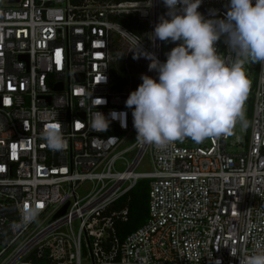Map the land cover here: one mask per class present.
Segmentation results:
<instances>
[{"label":"built area","instance_id":"2783aa9c","mask_svg":"<svg viewBox=\"0 0 264 264\" xmlns=\"http://www.w3.org/2000/svg\"><path fill=\"white\" fill-rule=\"evenodd\" d=\"M229 3L201 0L198 11L223 19ZM166 12L163 0L0 5V264H240L264 252V66L246 65L244 137L186 139L166 150L135 138L124 103L138 86L130 66L123 65V88L111 87L112 35L132 55L142 49L163 62L152 33ZM124 15L135 30L118 20ZM217 48L227 53L222 40ZM136 60L157 78L149 59ZM97 110L126 112L127 126L115 119L107 131H92ZM57 123L66 148L53 152L42 133ZM142 160L149 169H136ZM138 179L147 181L146 216L119 238L114 223L127 207L111 205ZM84 181L89 188L80 193ZM37 204L38 221L22 224L23 210Z\"/></svg>","mask_w":264,"mask_h":264},{"label":"clouds","instance_id":"9594fccd","mask_svg":"<svg viewBox=\"0 0 264 264\" xmlns=\"http://www.w3.org/2000/svg\"><path fill=\"white\" fill-rule=\"evenodd\" d=\"M163 4L168 18L160 17L152 36L176 46L163 62L152 53L131 49L133 59L143 55L150 61L149 71L157 73L156 79L141 74V83L124 102L131 109L136 140L166 150L186 139L200 144L233 137L237 126L246 131L245 104L251 88L246 65L264 66V0H230L223 19L205 18L198 11L201 0H163ZM221 40L226 54L218 51ZM99 100L95 107L104 103ZM126 117V112L110 111L105 116L97 110L90 127L105 132L115 119L126 127ZM42 139L53 152L66 148L60 123L46 128ZM42 208L38 204L26 207L21 223L37 222ZM230 254L237 256L236 248ZM240 264H264V252L253 253Z\"/></svg>","mask_w":264,"mask_h":264},{"label":"trees","instance_id":"16d2710c","mask_svg":"<svg viewBox=\"0 0 264 264\" xmlns=\"http://www.w3.org/2000/svg\"><path fill=\"white\" fill-rule=\"evenodd\" d=\"M118 20L128 28L135 30L133 22L129 15L118 17ZM110 81L113 89H121L127 83L125 69L122 65L112 66L110 70ZM127 195V198H126ZM147 201V181L146 179H138L134 185L122 196L118 197L112 207L118 208L123 205L127 207V217L125 220H116L114 223L116 234L122 238L126 233L139 225L146 216Z\"/></svg>","mask_w":264,"mask_h":264},{"label":"rangeland","instance_id":"374dc122","mask_svg":"<svg viewBox=\"0 0 264 264\" xmlns=\"http://www.w3.org/2000/svg\"><path fill=\"white\" fill-rule=\"evenodd\" d=\"M7 4V0H0V5H6ZM112 39L114 41V54H115V59L113 61V66L114 67H117L119 65H124L125 63L128 65V67L130 66V69L129 72L131 73V75H135L136 78L134 77H130L129 78V82L133 83V84H140L141 83V74H146L145 70H142L140 71V69H138L137 67V60L136 59H133V55L132 53L130 52H127L126 50V46L122 43V42H118L116 41V35H112ZM176 44H171L170 41L169 42H163V41H160V48H161V59L162 61H165L166 60V54L168 51L171 50V48L175 47ZM125 55H126V59H125ZM139 71V72H138ZM251 72L248 73V78L250 79L251 77ZM127 78V77H126ZM236 134L239 136V137H244V134L240 131V128L239 126H237V129H236ZM234 137V136H233ZM233 137H229V138H233ZM132 140V137L127 139L125 142H124V145L125 144H128L130 141ZM191 140V139H190ZM193 142V141H192ZM230 150H237L236 149V146L233 145L230 147ZM122 166L121 165H118L117 168H121ZM150 165L149 163L146 161V160H142L136 167L137 170H147L149 169ZM89 188V182L88 181H84L83 183H81V185L79 186L78 188V192L80 193H84L85 191H87Z\"/></svg>","mask_w":264,"mask_h":264},{"label":"snow or ice","instance_id":"6c2138e0","mask_svg":"<svg viewBox=\"0 0 264 264\" xmlns=\"http://www.w3.org/2000/svg\"><path fill=\"white\" fill-rule=\"evenodd\" d=\"M77 127H79V125H77ZM38 206H41V207H43V205H42V204H38Z\"/></svg>","mask_w":264,"mask_h":264},{"label":"water","instance_id":"95a60500","mask_svg":"<svg viewBox=\"0 0 264 264\" xmlns=\"http://www.w3.org/2000/svg\"><path fill=\"white\" fill-rule=\"evenodd\" d=\"M63 210V207L61 208V211Z\"/></svg>","mask_w":264,"mask_h":264}]
</instances>
